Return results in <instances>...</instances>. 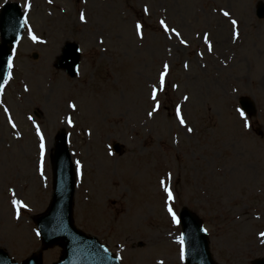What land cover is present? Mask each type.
I'll return each instance as SVG.
<instances>
[{"label":"rangeland","instance_id":"374dc122","mask_svg":"<svg viewBox=\"0 0 264 264\" xmlns=\"http://www.w3.org/2000/svg\"><path fill=\"white\" fill-rule=\"evenodd\" d=\"M7 2L27 24L0 95V248L19 263L61 258L59 247L42 249L34 218L51 203V156L65 130L75 225L122 264H184L169 207L204 221L219 264L264 257V19L255 15L264 0H0V10ZM68 42L82 51L75 79L55 67ZM242 97L254 117H241Z\"/></svg>","mask_w":264,"mask_h":264},{"label":"water","instance_id":"95a60500","mask_svg":"<svg viewBox=\"0 0 264 264\" xmlns=\"http://www.w3.org/2000/svg\"><path fill=\"white\" fill-rule=\"evenodd\" d=\"M257 16L264 18V4L257 10ZM24 30L23 16L18 5H8L0 16V91L8 76V61H12L11 51L21 38ZM80 62L79 48L68 43L56 67L65 70L71 77L78 72ZM241 104L249 114L255 113L254 105L248 99ZM121 152V146L115 145ZM54 174L53 201L48 211L36 218L44 248L60 245L64 249V257L58 264H120L119 260L102 246L95 237H88L79 231L73 221V199L75 194V174L67 147V136L64 132L57 137L55 153L52 157ZM183 239L187 249V264H215L212 260L206 232L202 221L188 209L180 214ZM0 264H16L8 254L0 249ZM23 264H42L41 255H34ZM255 264H264L259 260Z\"/></svg>","mask_w":264,"mask_h":264},{"label":"snow or ice","instance_id":"6c2138e0","mask_svg":"<svg viewBox=\"0 0 264 264\" xmlns=\"http://www.w3.org/2000/svg\"><path fill=\"white\" fill-rule=\"evenodd\" d=\"M49 2H51V0H49ZM29 7H30V5H29ZM145 11H147V9H145ZM228 15H229L228 12H224V16H228ZM80 19H81L82 21L85 19L83 13H82L81 16H80ZM236 23H237V22H236L235 20L232 21V24H233V25H235ZM24 24H27V19L24 20ZM160 24L163 26L165 32H167V31H173V32H175V34H176L177 36L180 35L178 32H176L175 29H170L169 26H168L164 21H160ZM141 28H142V26H141L140 24H137V25H136V30H137L138 33L141 32ZM29 35L31 36V39H32L34 42H39V43H43V42H44V41H37V37H36L35 35H32V34H31V30H29ZM141 38H143L142 35H141ZM205 40H207V37H205ZM180 42H181V44H185V41H184V40H181ZM101 43H103V41H101ZM208 47H209V51H211V48H212L211 44H209ZM8 67H9V69L12 68V61H11V60L8 61ZM185 67H187V65H185ZM168 73H169V65L165 64V65L163 66V71H162V72L160 73V75H159V85H158V87H159V90H160V91H163L164 88H165V82H166V77H167ZM151 98H152L153 101H156V100H157V89H156V88H153V90H152V92H151ZM188 99H189V98H188L187 96L184 97V100H185V101H187ZM69 107H71L74 111H75V109H76V105H75V104H71V105H69ZM159 108H160V104H159V103H156V105H155V107L153 108V110L150 111V112L148 113V116L151 117V116L153 115L154 112H157V111L159 110ZM5 111H7V109H6ZM175 111H176V117L178 118L180 125L184 126V127L186 128V130H187L188 133H192V132H193V129H192L191 127H187L186 122H185V118H184L183 115L181 114V109H180V107H177ZM238 111H239V110H238ZM240 115H241V117H243V116H244V113L241 111V112H240ZM30 119H31V118H30ZM9 122H11L10 119H9ZM68 124H69V126H73V123H72L71 118L68 119ZM245 126L247 127L248 125L245 124ZM13 127H15L14 124H13ZM37 135L40 136V154H41V163H42L43 156H44V152H45L44 137H43V135L39 132V129H37ZM77 166H78V168H79V162H77ZM164 183H165V181H161V184H162V185H163ZM164 191L167 193V198H168V200H169V201H172V199H173V193H172V190L169 189L168 187H165V188H164ZM12 203H13V205L17 208V210H19L21 207H24V205H22V204L20 203V201H18V200H15V199H14V200L12 201ZM168 212H169V214L172 216L173 221H174L175 223H179V220L177 219L176 214H175V212L173 211V209H172L171 207L168 208ZM17 219H19V211H17ZM261 236L264 237V233H261ZM180 242L183 243V237H181Z\"/></svg>","mask_w":264,"mask_h":264}]
</instances>
